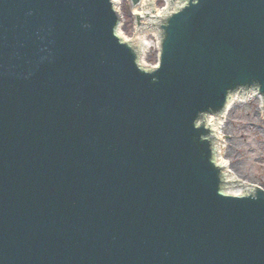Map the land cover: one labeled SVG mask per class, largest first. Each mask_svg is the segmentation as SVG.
Here are the masks:
<instances>
[{"label": "water", "instance_id": "obj_1", "mask_svg": "<svg viewBox=\"0 0 264 264\" xmlns=\"http://www.w3.org/2000/svg\"><path fill=\"white\" fill-rule=\"evenodd\" d=\"M169 2L150 65L115 0H0V264H264L212 121L264 113V0Z\"/></svg>", "mask_w": 264, "mask_h": 264}, {"label": "rangeland", "instance_id": "obj_2", "mask_svg": "<svg viewBox=\"0 0 264 264\" xmlns=\"http://www.w3.org/2000/svg\"><path fill=\"white\" fill-rule=\"evenodd\" d=\"M157 8H165L166 0H155ZM122 32L128 39L136 38L135 18L129 0H120ZM147 39L153 41L151 48L146 50L144 61L156 65L159 55L158 39L154 31H147ZM261 97H251L234 102L227 111L223 123L225 146L222 156L229 161L230 170L238 179L253 183L264 188V114L262 113Z\"/></svg>", "mask_w": 264, "mask_h": 264}, {"label": "bare ground", "instance_id": "obj_3", "mask_svg": "<svg viewBox=\"0 0 264 264\" xmlns=\"http://www.w3.org/2000/svg\"><path fill=\"white\" fill-rule=\"evenodd\" d=\"M115 6L117 7V10L119 11V12H121V7H120V0H115ZM155 0H143L142 1V4H141V7L142 8H140V7H136L134 10H133V12L134 13H136V12H142L143 13V11H144V9H146V10H149L150 11V13H154L155 12V15H150V19H152V20H155V17L156 16H158L159 14H166V12H167V10H169L170 8H171V5H170V3L171 2H169V0H167V6H165V8H163V9H161V8H157L156 6H155ZM177 8L176 7H174V10H176ZM145 10V11H146ZM121 14V13H120ZM122 24H123V20H121V24H120V27H119V33L125 38V39H128L127 38V36H125L124 34H123V32H122V29H121V27H122ZM149 30V29H148ZM149 31H152V30H149ZM154 31V30H153ZM152 33H154V35H155V37H156V39H158V41L156 42V43H159V41H160V39H159V36H160V34H159V32L157 31V30H155L154 32H152ZM136 40H139V41H141L143 44H144V48L145 49H149V48H151L152 47V45L154 44L153 43V41H151V40H149V39H147L146 38V36L149 34V32L147 33V30H145L144 32H141V31H137L136 32ZM142 62L145 64L146 63V61H144V57H142ZM261 95H260V93H258V92H253V93H249V94H247V96H245V97H242V96H237L236 98H234V99H232V100H230V104H229V106L227 107L228 109L226 110V111H228L230 108H231V106L234 104V102L236 101V99H238V100H246V99H248V98H251V97H260ZM226 111L224 112V113H222V115L223 116H221V117H218L217 119H212V121L214 122V124H215V122H216V124L217 125H215L216 126V129H217V132L219 133V136L221 137L220 138V145L218 144V146L221 148V151H223V147L225 146V137H224V135H223V130H222V128H223V123H224V119H225V117H226ZM262 113H263V109H262ZM264 114V113H263ZM215 120V121H214ZM220 160L221 161H223L224 163H226V165H227V172H228V174H230L229 175V177L231 178V177H235V174L232 172V170H230V167L228 166L229 165V161H227L226 159H224L223 158V156H222V154H221V156H220ZM247 184H250V183H247ZM232 190H231V192L232 193H241V191L243 190V187L242 186H240L239 188L238 187H236V186H232Z\"/></svg>", "mask_w": 264, "mask_h": 264}]
</instances>
